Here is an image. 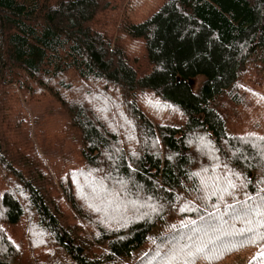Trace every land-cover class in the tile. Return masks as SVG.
Wrapping results in <instances>:
<instances>
[{"label":"trees","instance_id":"obj_1","mask_svg":"<svg viewBox=\"0 0 264 264\" xmlns=\"http://www.w3.org/2000/svg\"><path fill=\"white\" fill-rule=\"evenodd\" d=\"M26 216L38 264H264V0H0V264Z\"/></svg>","mask_w":264,"mask_h":264},{"label":"rangeland","instance_id":"obj_2","mask_svg":"<svg viewBox=\"0 0 264 264\" xmlns=\"http://www.w3.org/2000/svg\"><path fill=\"white\" fill-rule=\"evenodd\" d=\"M52 106L53 105H51V101L46 100L43 102L32 104L29 109L32 111L33 117L34 115H39L42 118L44 117L46 119L44 115L48 116V119L43 120L42 122L45 124L47 123V125L45 126H48L50 129H57L60 128L63 123H65V120L58 111L57 106H54L53 109L49 110V108H51ZM32 124L35 127L34 119L32 121ZM71 223H73V220L71 221ZM34 226L35 224H32L30 217L26 216V218L19 225L11 228V236L14 237L15 240L20 243V245H22V250H24L21 264H38L37 258L39 257L38 255L40 251L36 249V245L33 244V241L31 239V230L34 229ZM250 256V252L243 251L231 258H228L221 264H247Z\"/></svg>","mask_w":264,"mask_h":264}]
</instances>
